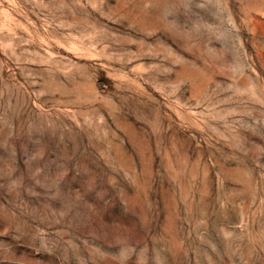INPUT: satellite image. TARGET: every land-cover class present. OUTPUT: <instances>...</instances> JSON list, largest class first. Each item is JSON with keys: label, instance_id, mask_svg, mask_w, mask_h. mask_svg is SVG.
<instances>
[{"label": "rangeland", "instance_id": "rangeland-1", "mask_svg": "<svg viewBox=\"0 0 264 264\" xmlns=\"http://www.w3.org/2000/svg\"><path fill=\"white\" fill-rule=\"evenodd\" d=\"M0 264H264V0H0Z\"/></svg>", "mask_w": 264, "mask_h": 264}]
</instances>
